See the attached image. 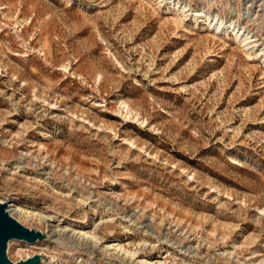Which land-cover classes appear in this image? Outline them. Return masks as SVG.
I'll return each instance as SVG.
<instances>
[{
    "label": "rangeland",
    "instance_id": "374dc122",
    "mask_svg": "<svg viewBox=\"0 0 264 264\" xmlns=\"http://www.w3.org/2000/svg\"><path fill=\"white\" fill-rule=\"evenodd\" d=\"M263 58L264 0H0L7 258L264 264Z\"/></svg>",
    "mask_w": 264,
    "mask_h": 264
},
{
    "label": "water",
    "instance_id": "95a60500",
    "mask_svg": "<svg viewBox=\"0 0 264 264\" xmlns=\"http://www.w3.org/2000/svg\"><path fill=\"white\" fill-rule=\"evenodd\" d=\"M6 204H0V264H38L39 255H33L25 261L13 263L6 256L7 244L10 240L24 241L33 244L44 238L39 231L30 230L18 223L6 211Z\"/></svg>",
    "mask_w": 264,
    "mask_h": 264
},
{
    "label": "bare ground",
    "instance_id": "6f19581e",
    "mask_svg": "<svg viewBox=\"0 0 264 264\" xmlns=\"http://www.w3.org/2000/svg\"><path fill=\"white\" fill-rule=\"evenodd\" d=\"M160 2L163 3V0H160ZM187 12L186 10L182 9L181 10V15L183 17L187 16ZM196 19L195 21H198L199 18L202 17V15H195ZM208 26L211 27L210 29L213 30L214 32H219L220 33H223V32H229V31H232L233 32V35H234V39L235 41H237L238 43H240L242 45V47H244L247 51H251L254 49V45H253V42L249 40L248 37L240 34L238 31L236 32L235 28L234 27H231L228 26V25H225L222 21L218 20V19H215V20H211L209 23H208ZM243 33V32H242ZM252 38V37H251ZM262 54V53H261ZM250 56V55H249ZM264 59V58H263ZM5 202L4 201H0V204H4ZM7 206H6V209H7V212L8 214L11 216L13 215L12 212L14 213H17V212H22L24 213L27 217H32V218H37L40 222L42 223H45L47 222L48 220L49 221H52L53 218L51 216H45L43 217L44 215L42 214H38V213H33V212H30V211H23L22 209L20 208H16L14 205L13 206H9L7 203H5ZM48 223V222H47ZM46 223V224H47ZM54 226V225H53ZM67 232L66 229H63ZM62 231L61 229L57 228L55 226V228H53L52 230V233L53 235H56V236H61L63 235L62 234ZM73 234H75L76 236H80L82 237L83 239H93L95 241H98L96 237L90 235L89 233L87 232H83V231H72ZM51 233V232H50ZM73 236V235H72ZM74 237V236H73ZM71 238V237H70ZM78 238V237H77ZM12 241H17V240H10L9 242H12ZM96 244V243H95ZM8 246V245H7ZM118 250L124 252V254L126 255H130L131 257L135 256V253H132L131 251H126V250H123L121 247L118 248ZM14 263V262H13Z\"/></svg>",
    "mask_w": 264,
    "mask_h": 264
}]
</instances>
